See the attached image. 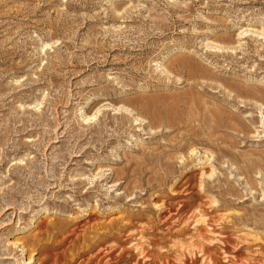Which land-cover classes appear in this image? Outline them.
<instances>
[{"label": "rangeland", "instance_id": "rangeland-1", "mask_svg": "<svg viewBox=\"0 0 264 264\" xmlns=\"http://www.w3.org/2000/svg\"><path fill=\"white\" fill-rule=\"evenodd\" d=\"M236 88L264 93V0H0V264H264ZM193 97L234 123L166 125Z\"/></svg>", "mask_w": 264, "mask_h": 264}, {"label": "bare ground", "instance_id": "bare-ground-1", "mask_svg": "<svg viewBox=\"0 0 264 264\" xmlns=\"http://www.w3.org/2000/svg\"><path fill=\"white\" fill-rule=\"evenodd\" d=\"M175 63L177 64V66L178 67H181V68H185V69H187V79H193V77H194V75H193V69H191V66L190 65H188V64H186L185 62H183L182 61V59H180V58H176L175 60ZM191 64V63H190ZM54 65H56V64H54ZM177 67V68H178ZM170 68L172 69L173 67L172 66H170ZM169 71H171L170 69H168ZM198 70V69H197ZM195 71V70H194ZM196 73H197V71H196ZM195 73V75L197 76L198 74H196ZM205 74V73H204ZM204 74H203V76H204ZM207 74V73H206ZM200 75H202V74H200ZM207 77V76H206ZM215 77V76H214ZM205 79V78H204ZM207 79V78H206ZM215 79V78H214ZM215 81V80H214ZM190 90V89H189ZM236 93H237V95H246V96H250V97H252V98H256L258 101H260L262 104H264V93H263V91H256L257 93H260V94H256L255 92H244V91H242L241 89H238V88H236ZM199 93V92H198ZM172 96V95H171ZM190 96V95H189ZM169 97V96H168ZM187 97V96H186ZM198 98V97H197ZM202 102V101H201ZM200 102V100H197L196 98H189V104L191 105L190 107H189V109L190 108H192V109H194L195 108V110L196 111H189V116H187L186 117V114H183L182 116H184L185 115V117H186V120H185V118L183 117L182 119L180 118L181 116V114L180 115H178L180 112H181V110H180V112L179 113H177L176 112V110H174L175 108H176V105H175V108L173 109V108H171V109H173L172 111H167L166 113L169 115V116H172V115H174L176 118H172V117H170L167 121H165L166 122V125H168V126H174V125H178L179 123H181V125L185 128V130L188 132L186 135H187V138L188 139H192V138H194V137H198V136H200L201 134H207V136L208 137H212L213 135H215V131H218L219 129H220V127H221V125L224 123V122H227V123H230V119L232 120L233 118H231V117H228L227 115V117L225 116V110L224 109H222V108H219V107H212V108H205L206 106H205V104L204 103H201ZM176 103H178V101H176V100H173L172 101V105L173 104H176ZM188 103V102H187ZM184 104H186V102H184ZM214 104V103H213ZM170 107H171V105H169ZM174 106V105H173ZM181 106H183V105H181ZM186 106V105H185ZM179 107V106H178ZM208 107V106H207ZM169 108V107H168ZM167 108V109H168ZM185 109H187V107L185 108ZM179 110V109H178ZM185 112H186V110H185ZM205 112H207V113H209L210 114V116H208V117H210L211 119H210V121H208L207 119H206V121H203V120H201L202 119V115L205 117V116H207V115H205ZM157 113V112H156ZM187 113H188V110H187ZM208 114V115H209ZM148 115V114H147ZM151 115H153V114H151ZM180 116V117H179ZM151 117V116H150ZM149 117V118H150ZM148 118V119H149ZM173 120H172V119ZM174 119L175 120H177V122H175L174 121ZM204 119V118H203ZM205 120V119H204ZM172 121H174V123H171ZM195 121H197V125H199L198 123L199 122H201L200 123V126H201V128H196V125L195 126H193L192 125V123H194ZM156 122V121H155ZM150 124H152L153 125V121L151 122H149ZM232 123H234L233 122V120H232ZM237 123V122H236ZM195 124V123H194ZM204 124H206V129H204L203 128V125ZM180 125V124H179ZM233 125V124H232ZM156 127H157V125H156ZM242 127V126H241ZM240 129V128H239ZM186 138V139H187ZM209 140V139H208ZM179 145V144H178ZM177 145V146H178ZM192 145L193 144H190V146L192 147ZM181 146V145H180ZM182 146L180 147V148H178V150L179 151H182ZM64 158V161L65 160H67V156H64L63 157ZM207 159V158H206ZM253 163H254V161H253ZM63 164V163H62ZM53 167V166H52ZM54 169V167L52 168V170ZM52 177H55L56 175H55V173H54V170L52 171V173L50 174ZM10 197H12V196H10ZM1 210V209H0ZM43 225H45V227L47 226L46 224H42V226ZM41 226V227H42ZM52 227H55V225H53ZM23 246H25V243L23 244ZM30 256L31 255H29V258H30ZM161 262V261H160ZM159 262V263H160ZM161 263H163V262H161Z\"/></svg>", "mask_w": 264, "mask_h": 264}]
</instances>
